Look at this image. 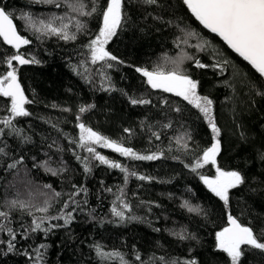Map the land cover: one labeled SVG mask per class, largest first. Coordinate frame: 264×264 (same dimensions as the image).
Wrapping results in <instances>:
<instances>
[{
	"label": "trees",
	"instance_id": "16d2710c",
	"mask_svg": "<svg viewBox=\"0 0 264 264\" xmlns=\"http://www.w3.org/2000/svg\"><path fill=\"white\" fill-rule=\"evenodd\" d=\"M76 3H83L86 12L95 4L97 12L81 16L71 8ZM0 7L30 41L19 52L38 61L25 65L13 61L22 89L32 101L25 105L30 115L13 121L20 135L0 124V147L6 153L0 154V211L8 213L0 217L4 226L0 264H35L40 245H45L40 249L42 264H119L118 257L98 256L95 245L106 253H121L129 264H231L227 254L216 248V233L229 225V215L251 227L264 243V79L205 30L182 0L151 4L122 0L121 26L105 47L123 63L109 61L114 65L111 69L93 65L86 47L101 27L106 0H0ZM53 17L61 18L53 21L55 27L69 24L68 31L76 32L77 39L65 41L36 31ZM77 20L86 25L83 31L77 32ZM189 32L196 36H188ZM205 42L203 49L196 47ZM16 52L0 38V76L10 70L6 60ZM184 54L192 59H184L180 69L198 82L197 93L213 102L212 116L220 130L217 165L244 177L243 184L229 190L227 205L200 179V175L215 176L214 167L205 165L197 173L185 167L213 142L204 116L181 97L152 89L147 78L135 71L137 67L170 71ZM197 60L207 67H196ZM131 99L150 103L133 105ZM88 105H92L88 111L79 112ZM9 107L10 101L0 97V120L10 115ZM77 123L139 155L157 153L159 158L136 160L99 148L98 153L128 170L125 181L119 168L101 164L77 146ZM179 136H185L186 149L177 143ZM77 156L88 158L90 171L85 172ZM16 161L20 163L15 168L8 167ZM73 193L76 203L69 200ZM13 200L30 207L11 208ZM121 200L130 207L123 221L112 214ZM45 201L48 211H36ZM70 211L73 220L66 226L47 233L25 232L33 217ZM133 216L138 219H129ZM49 224L64 225V221L49 219L43 227ZM8 229L16 234L11 251ZM241 249L239 264H264V249L250 245Z\"/></svg>",
	"mask_w": 264,
	"mask_h": 264
},
{
	"label": "snow or ice",
	"instance_id": "6c2138e0",
	"mask_svg": "<svg viewBox=\"0 0 264 264\" xmlns=\"http://www.w3.org/2000/svg\"><path fill=\"white\" fill-rule=\"evenodd\" d=\"M46 2H52V0H46ZM146 3H155V0H145ZM183 3L187 5V8L191 11L192 15L210 32L219 36L227 46L242 57L253 69L259 74L260 77H264V0H183ZM57 7L59 5L57 4ZM73 11L78 12L81 16L92 15L97 12L95 4L92 5L91 11H85V5L83 3H76L71 5ZM122 0H106V8L102 10L103 23L99 28L98 34L94 39H91L86 47L90 53L91 63L101 64L103 67L111 69L114 67L109 61H115L116 63H123L118 58L112 55L106 50L108 42L117 35V29L122 23ZM26 21H30V17L25 15L23 17ZM55 19H61L59 17H53L47 24H42V28H37L36 31H43L48 35H56L65 41L76 40V32H69V24H62L60 27H55L53 21ZM77 32L83 31L86 28L85 24H82L79 20L76 21ZM188 36H196L195 33L189 32ZM0 38L7 45H11L17 49L16 54L12 55L6 60L7 66L10 69L6 75L0 76V97L7 98L10 101V107L7 111L9 116L0 120V124H3L4 128L10 130V133L20 135V129L16 128L13 121L17 117H27L30 115L25 105L32 103L28 100L21 88L17 79L16 69L13 67V61L18 62L20 65L29 63H38L35 59L29 60L19 52L21 45H27L30 43L28 39L23 38L18 34L16 26L13 24L11 14L5 10V7H0ZM187 43V39L183 41ZM205 44L196 45L197 48L203 49ZM184 59H192V57L184 54L178 60L174 61L175 67L170 71L157 68L155 70H148L145 68L137 67L136 72L140 73L143 77L147 78V84L152 89H160L166 93H172L177 97H181L188 104L194 108L199 109L200 113L204 116V119L208 122V126L213 133L212 144L203 150L202 155L198 156L191 164H186L185 167H189L193 173H197L199 169L205 165H211L215 168V176L209 177L200 175L201 181L213 193L216 197L222 200L225 205L229 201V190L237 188L244 183V177L239 171H225L217 165V156L220 152V142L218 140L220 130L217 128L214 118L212 116V100L206 96H200L197 93L198 82L193 80L190 76L186 75L181 69L180 64ZM195 66L198 68H205L207 65L201 63L199 60L195 61ZM216 67V65H213ZM103 75V73H101ZM264 94V93H261ZM133 105L135 104H148L149 100L144 99H131ZM166 103V101H165ZM92 105L87 107L82 106L79 109L80 113L88 111ZM67 111V109H65ZM179 111V109H177ZM80 120V116H77V121ZM170 125H165L169 127ZM77 127L80 130L78 147L85 149L88 153L92 154V158L98 160L101 164H107L112 168H119L125 173V181H127L128 170L121 164L108 160L105 156L96 152L91 145L99 144L102 147L110 148L114 152L119 153L122 156L131 157L136 160H155L159 158L157 153L150 155H139L133 151L132 148H127L121 144L108 139L86 127L83 123H77ZM126 132L130 131L125 129ZM0 134H3V129H0ZM156 135L155 133H153ZM159 139V136H156ZM27 140V137H24ZM190 139V137H188ZM177 143L183 148H187V142L185 136L177 137ZM0 154H6L4 148L0 147ZM264 158V157H262ZM78 160L84 162L85 172L90 171L87 163V157L81 158L77 156ZM20 161H16L9 164V168H15L16 164ZM56 173L53 172V175ZM131 175H136L131 173ZM141 180L146 179L144 176L138 177ZM45 187H51L46 185ZM75 187V185L73 186ZM78 191H84L79 189ZM110 191V189H109ZM77 193H73L69 197L72 203H76L73 199ZM55 196H59L60 193H54ZM119 200L120 197H117ZM11 208L19 207L21 209H27L30 206L25 202L13 200L9 202ZM48 201H45L43 207L36 208V211L46 213L48 211ZM65 208L69 207V203L65 202ZM125 210L130 211V207L123 200L120 201L119 210L116 206L112 208V214L118 217L121 221L125 220ZM63 211V210H62ZM75 211V209H73ZM189 211L194 209L189 208ZM31 215V213H29ZM8 213L0 211V217H7ZM49 219H62L64 225H51L43 227V225ZM129 219H138V217H129ZM73 220L72 212H66L62 216L47 217L41 216L39 218L33 217L30 228L25 229V232H38L43 231L47 233L54 227H63L68 225ZM228 227H225L222 231L216 233V248L217 250L226 253L230 258L231 264H239L242 255V245H250L257 249H264V243L259 242L254 231L251 227L243 226L232 215L228 216ZM4 230V226L0 225V231ZM10 240L8 243L9 250L14 248L13 241L16 239V234L12 229H8ZM181 239L184 237L181 236ZM45 248V245H40V248L36 249L35 264H42L44 253L40 249ZM97 255L101 258H119V264H129L119 252L106 253L101 250L100 245H95ZM136 260H141L140 255L137 253ZM172 264H176L175 261ZM185 264H195V261H186Z\"/></svg>",
	"mask_w": 264,
	"mask_h": 264
},
{
	"label": "water",
	"instance_id": "95a60500",
	"mask_svg": "<svg viewBox=\"0 0 264 264\" xmlns=\"http://www.w3.org/2000/svg\"><path fill=\"white\" fill-rule=\"evenodd\" d=\"M183 1V0H182ZM187 6V5H186ZM189 10V9H188ZM189 12H191L190 10H189ZM195 17V16H194ZM197 20V19H196ZM198 21V20H197ZM198 23H200L199 21H198ZM14 24V23H13ZM202 25V24H201ZM202 27L204 28V26L202 25ZM205 30H207L209 33H211V34H213V35H215L216 37H217V35L215 34V33H212V32H210L208 29H206V28H204ZM19 34V33H18ZM20 35V34H19ZM24 38V37H23ZM218 38L223 42V43H225L219 36H218ZM9 46H11V45H9ZM22 46H24V45H21V47ZM226 46H227V44H226ZM12 47V46H11ZM20 47V48H21ZM228 47V46H227ZM228 49H230L229 47H228ZM234 54H237V53H235L232 49H230ZM238 55V54H237ZM239 56V55H238ZM240 57V56H239ZM242 58V57H241ZM243 59V58H242ZM244 60V59H243ZM245 61V60H244ZM247 64H248V62L247 61H245ZM250 65V64H249ZM251 66V65H250ZM255 70V69H254ZM263 79H264V77H262ZM17 79H18V77H17ZM18 82H19V80H18ZM20 83V82H19ZM21 85V84H20ZM21 88H22V86H21ZM25 94V93H24ZM26 96V95H25ZM27 98V97H26ZM229 226V225H228ZM227 226V227H228Z\"/></svg>",
	"mask_w": 264,
	"mask_h": 264
},
{
	"label": "rangeland",
	"instance_id": "374dc122",
	"mask_svg": "<svg viewBox=\"0 0 264 264\" xmlns=\"http://www.w3.org/2000/svg\"><path fill=\"white\" fill-rule=\"evenodd\" d=\"M102 23H103V18H102ZM101 26H102V24H101ZM99 32V31H98ZM98 34V33H97ZM95 38V37H94ZM93 38V39H94ZM91 147H94L95 148V150H96V152H97V150L99 151V148L101 149V148H104V147H102V146H100L99 144H95V145H91ZM100 154V153H99ZM92 155V154H91ZM101 155V154H100ZM214 177V176H213Z\"/></svg>",
	"mask_w": 264,
	"mask_h": 264
},
{
	"label": "bare ground",
	"instance_id": "6f19581e",
	"mask_svg": "<svg viewBox=\"0 0 264 264\" xmlns=\"http://www.w3.org/2000/svg\"><path fill=\"white\" fill-rule=\"evenodd\" d=\"M14 23V22H13ZM15 25V24H14Z\"/></svg>",
	"mask_w": 264,
	"mask_h": 264
}]
</instances>
